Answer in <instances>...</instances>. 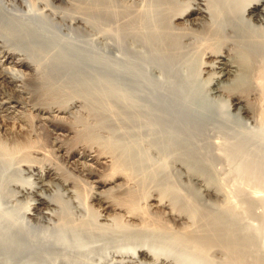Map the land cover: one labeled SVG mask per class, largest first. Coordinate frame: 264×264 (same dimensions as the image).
Instances as JSON below:
<instances>
[{"label":"bare ground","instance_id":"1","mask_svg":"<svg viewBox=\"0 0 264 264\" xmlns=\"http://www.w3.org/2000/svg\"><path fill=\"white\" fill-rule=\"evenodd\" d=\"M134 1L94 0L92 5L82 7L78 4L75 5L76 3L73 4V0H0V191L2 187L8 188L15 200L23 205V209L21 208L20 211L23 222V227L20 225L22 229L16 233H9L5 238L0 237V264H32L36 254H32L30 245H27L31 236L29 238L26 227L28 224L49 220L51 217L69 221L74 228L82 231V234L87 232L97 235L98 238L105 237L106 241L109 238L108 245L106 243L98 253L99 260L101 257L106 259L105 264H264V241L257 240L258 236L255 231L257 227L242 222V218L236 219L235 215V218H232L230 216L232 213L228 212L226 207L225 209L221 208L220 214L213 217L211 215L209 217L208 214L199 216V213L193 212L186 206L178 207L173 202L174 200L164 199L162 194L156 192L157 195H154L148 189V191L137 189L131 184V172L127 171V168L122 165L124 162L119 161L120 159L118 160L116 156H149L147 155L148 151L146 152L148 148L140 147V143L135 137L137 131L134 132L135 129H133L137 120L144 119V113L142 114L139 110L141 105L138 103V96H136L143 85L139 84L140 81L128 80V86L125 87L122 85L123 82H118V78L110 79L114 70L112 69L111 75V71L109 73L107 70L109 68L106 65L107 69L105 70L104 61L102 63L98 58V55L101 54L98 48H92L94 51L100 52L97 54L98 57L95 56V59L93 58L96 55L95 52L93 59L90 55V57L82 55L77 58L78 52L75 53V56H70V53L66 52L67 45H65L66 50L62 47L64 44L61 45L62 49H56L51 34L48 33V30L46 32L42 29L50 28L53 24H57L59 29H61L60 26L73 29L88 28L93 30V33L90 31L92 34L90 32L89 34L92 39H95H91L94 43L97 42L98 45L108 47L104 29L108 28V25L110 27L111 23H106L108 21L105 20L106 26L103 29L100 27L101 25H98L97 19L95 20L93 15H107L111 13L115 5L123 4L125 6L124 4L127 2L129 5ZM25 2L29 5L26 3L28 6L24 12L16 13L15 8H11L14 6L18 9V6ZM66 4L69 5L66 6ZM116 7L118 8V6ZM27 8L32 11L30 10L29 13ZM21 9L23 7H20L19 10ZM123 9L121 8V11ZM166 9V13L164 12V20L167 24V31L164 32L167 33L165 47L169 50L176 49L178 51V48L182 46L187 49V45L190 44V34L193 31H203L207 35L206 38H203L207 40V43H201V46L203 45L201 51L188 55L186 58L194 64L192 68H195L194 80L196 84L193 90L205 98L210 96L212 99L225 94L226 97L224 98V95V99H222V107L225 112L228 113L229 110H232L234 113L244 114L243 116L248 113L244 97L258 95V115L263 127L264 0H169ZM136 11V13L141 12L140 9ZM116 12L118 13L117 9ZM100 23L102 22L100 21ZM104 25L102 24V26ZM94 26L95 28H93ZM112 31L114 32V30ZM108 32L105 33L109 35L108 37H112L111 32L109 34ZM55 34L57 35V33ZM57 39L59 40V38ZM97 44L95 47L98 46ZM112 44L114 45V43ZM121 44L119 45L121 46ZM119 45V48L116 45V50L117 48L121 49L122 46ZM192 47L194 48V46ZM188 48L190 47L188 46ZM102 57L104 59V55ZM172 58L174 59V57ZM164 59L166 60L167 57ZM130 64L128 63L127 70L134 67L133 73L136 70L137 75L142 77L140 79L145 78L143 81L149 79L151 82V76L146 79L145 76L148 74L140 73L141 71L137 70L140 66L136 68L138 66ZM121 73L117 72L116 74L122 75L123 73ZM160 75L162 77V74ZM158 78L160 77L158 76ZM158 81L152 83H158ZM168 85L170 84L168 83ZM177 85L179 86V83ZM167 89L166 86L165 90ZM93 91L98 94L100 91L101 94L108 97L110 94L116 95L121 107L118 112L120 121L119 119L118 121L121 126L123 125L122 127H128L132 131H125L124 128V136L121 137L123 144L116 145L119 148L117 154L114 153L116 149L112 151L110 148H104L105 146L95 148L77 144L68 147L66 138H70L75 130L70 123L63 121L70 115L72 116L73 109L77 110L81 106L80 103L87 100V97H93L95 95V93L91 95ZM148 91L147 93H149ZM152 92L158 97L156 91H150L149 94L151 95ZM166 92L165 94H167ZM162 93L164 96V92ZM173 93L175 92L173 91ZM187 93L185 94L187 95ZM95 96L98 97V95ZM148 98L143 99L145 103ZM206 101H210V99ZM206 101L207 107L212 105V102L208 104ZM193 103L192 105L188 104L190 109L197 104V102ZM104 104L108 107L107 102ZM167 105L169 104L167 103ZM203 106L201 103L193 111L202 113ZM144 107L145 104L142 103V108ZM190 109L188 107V110ZM156 112V120L158 118L163 127L162 139L163 141L166 139L165 144L160 145L161 148L158 149L160 155L197 156L195 149L191 148L190 142L195 129L186 124L185 115H179L181 113H169L168 115L160 109H156ZM182 113L185 114V112ZM234 115L237 116V114ZM240 116L242 117V115ZM156 120L154 119V121ZM46 130L51 133L49 145L42 142ZM195 140L194 142L197 141ZM152 143L155 144V142ZM123 160L125 161V159ZM184 160L178 157L176 160H172L176 165L173 168L179 175V179L183 177V182L185 181L188 187L197 188L203 196L219 199L221 196L219 189L221 188L206 181L200 171L196 172L188 167L189 160ZM124 165H128L126 161ZM146 173L148 174V172ZM140 184L142 183L140 182ZM140 202L144 204L141 205ZM72 203L77 206L81 205L82 213L79 218H74L73 214L71 216V213H74L70 209ZM219 205L221 206V204ZM142 211L155 215L153 216L155 235L146 237L150 239L143 238L142 240L135 239L136 237L133 236L124 244L109 245L110 242L114 244L112 239L117 238L116 235L122 232L142 230L141 224L146 219L142 217ZM233 213L235 212L233 211ZM94 241L96 240L94 239ZM115 241L117 240L115 239ZM20 249L25 253L22 254L23 256L16 255ZM157 250L162 251L157 253ZM45 257L43 256L44 259H41L44 264H65L62 259L46 260ZM99 262L96 264H100Z\"/></svg>","mask_w":264,"mask_h":264},{"label":"rangeland","instance_id":"2","mask_svg":"<svg viewBox=\"0 0 264 264\" xmlns=\"http://www.w3.org/2000/svg\"><path fill=\"white\" fill-rule=\"evenodd\" d=\"M91 1L90 0H73V4L76 3L75 5L78 4L79 6L81 5L82 7H87L94 3V0L93 2ZM134 2H132L134 4V7L132 6L133 4L131 3L127 5L129 3L127 2V4H124L125 6H123V4H121V6H119L120 4L115 5L114 7L115 10L113 8L111 13L107 15H100V16L96 14L93 15L95 20L97 19L98 25L99 26L101 25L100 27H102L103 29L106 26V23H109V24L111 23L110 27L107 24L108 28L113 27L112 29H108V28L104 29V35L108 39V44H109L108 47H105V46L103 47L101 44H99L100 45L99 46L97 42L94 43L92 40H95V39H92V36H91V34L93 33V30H90L88 28L86 29L82 27L81 29H73V28H64V26L62 27L60 26L61 29H59L57 24H53V26H51L52 28L50 27L47 29H44V28L42 29L45 30L46 32L48 30V33L51 34L50 36L53 38L54 44H56L55 45L56 49H59V48L62 49L63 47V49L66 50L65 45H67L66 52H68V54L70 53L69 54L70 56H75L76 55L75 53L78 52L77 53L78 56H76L77 58L82 57V55L85 57L86 55L88 56L90 55L92 58L93 54L96 53V55H94L93 58L95 59V56L96 57L99 56L98 58L100 59V61L101 62L104 61V63L102 62L103 65L104 66L106 65L109 68L107 69V67L105 66V70L106 69L109 70V73L111 71L110 75L112 74V71L114 70L113 71L114 73L111 75L112 77L110 76V79L115 80V78H118V82H121V83L123 82L122 85L125 87L126 85L128 86V83H129L128 80H131L132 82L140 81L141 83L139 82V84L143 85V87L141 86L139 93H137L136 95L138 96V98L137 97L136 98L138 99V103L141 105L139 106L140 107L139 110H141L142 114L144 113L143 114L144 119L137 120V122H135L136 124L133 129H135L134 132L137 131L135 132V137H137V140L140 143V147L148 148L146 152L148 151L147 155L149 156H116L118 160L120 159L119 161L122 160L121 162H124V163L126 161V164H128V165H124V163H122V165L127 168V171L129 170L131 172V173L129 172L130 177H132L130 178L132 181L131 184L136 186L137 189L139 188L144 189V190L148 189L149 192H151L154 195H157L158 193L162 194L164 196V199H167V200L171 199L172 201L174 200L173 202H175L178 207L186 206V208L188 207V209L192 210L193 212L196 211L197 213H199V216L208 214V216L211 215V217H213L215 215L220 214V211L222 210L221 208L225 209L226 207L228 212L232 213L230 214L232 218L235 215V217H237L236 219L240 220L242 218L241 220L242 222L244 221L247 224H251L254 227H257L255 231H256V236H258V239L257 237L256 239L259 242H263L264 241V177H263L264 176V137H263L264 136V133H263L264 126L263 127L261 126L262 123L258 115V111H259L258 95H247L246 97H244L247 102L248 113H246L245 116H243L244 114L234 113L232 110H229L228 113L225 112L224 107H222L223 106L222 99L226 97L225 94H222V96H219L217 98L214 97L215 99L214 98L212 99V97L210 96H207L205 98L203 97L202 94L195 92L193 90L196 84L194 80L195 68H192L194 67V64L189 59H186V58H188V55L197 54L201 51V47L203 46V45L201 46V43L202 44L207 43V40L203 39V38H206L207 35H205L203 31H200V32L193 31L192 32L193 34L192 33L190 34L191 39H189L190 44L187 45V49L185 46H182L178 48V51L176 49L169 50L168 48L165 47L167 33H164L165 31H167L166 30L167 24L165 23L164 15L166 13V10H167L166 6L168 5L169 0L168 1L167 0H135ZM5 3H8V1L7 2L5 1ZM26 3L27 2H25L24 4L22 3L21 6H18V9L17 7H14V6H11V8H15L16 13L24 12V10H26V7L29 5L28 3H27L28 5ZM67 5L69 4H66V6ZM116 6H118V8ZM126 6L129 8H127ZM8 7H10V4H8ZM20 7H23V9H21L22 11L19 10ZM121 8L122 9L124 8V9L121 11ZM116 9L118 13L116 12ZM139 9L141 12L136 13L137 12L136 10L139 11ZM30 10L31 9L27 8V11H29V13L32 11ZM115 14L116 15L118 14V15L116 16ZM105 20H107L108 22H106ZM100 21L102 23H100ZM102 24L103 25L105 24V25L102 26ZM95 26L93 28H95ZM59 30L60 31L62 30V32H59ZM107 30L110 31L111 33L108 32ZM112 30H114V32ZM118 31H119V34H117ZM89 32L91 34H89ZM105 32H108V34L110 33L112 37H108L109 35H107V33ZM55 33H57V35ZM55 35L58 37H56ZM94 36L95 35L93 34V38ZM57 38H59V40ZM110 38H113V39L116 38L115 39L116 41L115 40L113 41V39H110ZM111 42L114 43V45ZM117 42L119 43L117 44ZM192 43L195 45H193ZM62 44L64 45L61 47ZM95 44H97L98 46L95 47L96 46ZM119 44H121L122 47ZM116 45L117 47L119 45L121 49L119 50L118 49L119 47H118L116 50ZM188 46L190 48H188ZM192 46H194V48ZM88 48L89 50H87ZM92 48L93 49L98 48L99 51H101V54L97 56V54H99L100 52L98 51L99 52L98 53L94 51ZM189 50H190V53H189ZM181 51L182 53H180ZM88 52L89 54H87ZM103 55H104V59H102ZM171 56L174 57V59L175 58L176 59L174 60ZM129 57L130 59L132 58V60H130ZM166 57L167 59L165 60L164 58ZM80 59H83V58H80ZM128 63L130 65L133 64L132 66L134 65L138 66V67L135 66L136 68H139L140 66V68L137 70L139 72L141 71L140 73L144 74L145 72L146 74H148V75L145 74L146 75L145 77H147L146 79H148V76L149 77L151 76L150 78L151 82L149 79L148 81L147 80L143 81V79L145 78L140 79L142 77H139V75H137L136 70H134L135 72L133 73L134 67L132 66H131L132 68H130L131 70L128 69L129 70L128 71L127 70ZM143 67L145 68L143 69ZM124 68L126 69L124 70ZM168 71L170 72L169 74H168ZM117 72L118 73L122 72L123 74L121 73L122 75H119V74L117 75L116 74ZM127 73L128 75H126ZM160 74H162V77ZM158 76L160 78H158ZM170 77L172 78L171 79L172 81L169 79ZM158 79L160 80L158 81ZM155 81H158V83L157 82L152 83ZM176 82L179 83V86L177 85ZM168 83L170 85H168ZM156 84H157V87H156ZM165 85L167 86L168 88L167 90L169 91L170 94L168 93L167 90H165L166 89ZM161 86H164V87H161ZM147 87H150V88L148 89ZM158 88H161V89H158ZM147 91L149 93L150 91H156V94L158 97H156L154 92L152 93L155 96H153L152 93L150 95L149 93H147ZM173 91L175 93H173ZM160 92L162 95L160 94ZM162 92H164V96ZM165 92L167 94H165ZM183 92H184V95H182ZM94 93L95 95H98V97L95 95L93 97H87V100L80 103L81 106L78 107L77 110L76 108L73 109L74 112L72 113V116L70 115L68 119L63 121V122L67 121L66 123H70L71 127L75 130V133L71 135L70 138H66V140L68 141V147H72L77 144L94 146L95 148L105 146L104 148L106 147L107 149L110 148L112 151L113 149H116L114 153L117 154L118 152L117 149L119 148L116 145L118 144L120 146L123 144L122 138L124 136L123 135L124 128H125V131H131V129L128 127H122L123 125L121 126V123L119 122L120 118H119L118 112L121 107H120V103L118 99H116L115 94H110L108 97V96H105V94H101L102 92L100 93V91H99V94L93 91L91 95H93ZM185 93H187V95ZM194 93L196 96L194 95ZM101 95H103L102 98H100ZM103 97H106V98L108 97V98L105 100ZM145 97L147 98L149 97L146 103L143 100ZM182 97H183V100H181ZM208 97L210 101H206V100H209ZM151 98L153 99L155 98V99L153 100ZM171 98H173L174 100ZM197 98H199L200 100ZM102 99H104V101H102ZM187 99L189 100L190 103L187 102L188 101ZM165 101L169 105H167V103L165 104ZM181 101L182 102L184 101L183 104ZM205 101L208 102V104L212 102V105L211 104L208 105V107L210 108L207 107ZM104 102L108 103L107 104L108 107L104 106L106 104V103L104 104ZM151 102H153L155 105H152L153 103ZM193 102L195 104L197 102V104L192 109H190L191 107L189 105L190 104L192 105ZM142 103L145 104L144 108H142ZM201 103L204 105L203 106L204 109H202V113L199 112L201 113L199 114L198 112L197 113L194 112L193 109H195L197 105L198 106L201 105ZM162 106L164 107V109ZM183 106L185 107L187 106V108ZM188 107L190 110H188ZM152 109H155V110H152ZM156 109L158 110L160 109V111L162 112L164 110V113L168 115L169 113L170 114L181 113L179 115H182V116L185 115L184 118L186 119V124L189 127H193L195 129V132L197 131L196 133L194 132V135H192V137L190 138L193 141V142L190 141L192 144L191 148L195 149L194 151L197 156H161L160 155L159 153L160 151L158 152V149H160L161 146L165 144L164 142L166 139L164 141L162 139L161 133L163 131L162 129L163 127H162L160 120H158V118L156 120V113H157ZM150 110L152 113H154L153 115L150 112ZM182 112H185V114H183ZM234 114H237V116ZM197 115L199 116L197 117ZM240 115H242V117ZM154 119L156 121H154ZM145 120H148V121H145ZM141 121H144L145 123H142ZM200 125H201V128H200ZM155 127H158V128H155ZM197 133H199L200 135ZM125 134H128V133H125ZM50 135L51 133L46 130L42 137V142H45L47 145H49ZM180 135L183 136V134H180ZM196 136H198V138H196ZM195 138L197 141L195 140ZM193 139L196 142H194ZM152 142H155V144ZM177 157L179 159L181 158L182 160L186 159L184 161L189 160L188 161L189 163L187 162L188 167H190L192 170H195L196 172L200 171L202 175L204 176L203 178L206 181L210 182L211 184L215 186H219L221 188L219 189V192L221 195L219 196V199L203 196L197 190V188L188 187L185 184V181L183 182V179H184L183 177H182L183 179L181 177H180L181 179H179V175L175 171V168H173V167H176V165H174L172 162V160L173 161L176 160ZM123 159H125V161ZM54 161H57V160L54 159ZM143 169H144V172H143ZM146 172H148V174ZM143 175H145L144 176L145 178L142 177ZM140 182L142 184H140ZM2 190L5 191L6 193L3 192ZM1 191H0V195L3 194L4 197L0 196V237L5 238L7 235H9V233L11 232L16 233L22 229L23 222L21 220L20 211L23 209V205L20 202H17L15 200L14 196L11 195V192L8 190V188L2 187ZM143 204L144 203L142 202L141 205ZM219 204H221V206ZM217 205L218 207H216ZM70 206H71L70 209H72L74 212V213H71V216L75 215L74 218H79L82 213L81 205L80 206L78 205L80 208L75 203H72ZM233 211L236 214L233 213ZM145 212L146 211H144L142 214V217L146 218L145 222L143 221L144 223L141 224L143 227L142 230H139V231L132 230L128 233L122 232L116 235L117 238L113 237L117 241L111 238L112 240H114L113 242L115 243L113 244L112 242H110L109 245L124 244L126 240H129V238L133 236L136 237L135 239L142 240L143 238H146L149 236L152 237L151 235H155L154 234L155 224H153V220H154L153 216L155 215L150 212H146V213ZM70 225L71 223L69 221L67 220L64 221L63 219H59V217H51L49 218V220H43L37 223L28 224V226L26 227L28 229L27 230L28 235H29V238L31 236V239L33 238V240L31 241L30 239V241H28L29 244L27 243L26 244L30 245L31 247L30 252L32 254L33 253L36 255L38 254L37 258H36V255L34 256L35 260L34 259L32 260L34 261L32 262V264H44L41 260V259H44L42 258L43 256L44 257L46 256L45 257L46 260H50L53 258L62 259V261L65 264H96L99 261H100L99 262L100 264H105L106 259H104V257L103 258L101 257L99 260L98 253H100L99 250L100 251L102 250L100 248H102L106 243H107L106 245H108L109 238H108V241H106L107 239H104L105 237L98 238L97 235L88 234L87 232H83V234H85L83 235L82 231H79L77 228H74L72 225L71 226ZM9 227H11L12 229ZM94 239L96 241H94ZM146 239H150V238H146ZM160 251L162 250H157V253H159ZM19 254L20 256H23L25 253L22 252V250L20 249V251H18L16 255L19 256Z\"/></svg>","mask_w":264,"mask_h":264}]
</instances>
